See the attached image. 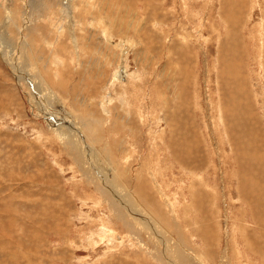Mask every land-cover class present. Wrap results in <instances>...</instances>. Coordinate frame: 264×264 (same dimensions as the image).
Instances as JSON below:
<instances>
[{
	"label": "rangeland",
	"instance_id": "1",
	"mask_svg": "<svg viewBox=\"0 0 264 264\" xmlns=\"http://www.w3.org/2000/svg\"><path fill=\"white\" fill-rule=\"evenodd\" d=\"M25 1L0 9L25 12ZM93 1L75 0L61 23L58 8L32 9L41 49L25 62L50 84L45 109L0 56V264H155L106 240L108 223L128 233L65 152L71 143L111 153L138 204L176 237L172 207L207 264H264V0ZM29 14L19 31L0 21L11 55ZM101 34L114 43L100 46Z\"/></svg>",
	"mask_w": 264,
	"mask_h": 264
},
{
	"label": "bare ground",
	"instance_id": "2",
	"mask_svg": "<svg viewBox=\"0 0 264 264\" xmlns=\"http://www.w3.org/2000/svg\"><path fill=\"white\" fill-rule=\"evenodd\" d=\"M24 2L26 3L25 0ZM74 2L75 0H37L36 2L34 0H29V3L26 4L25 6V9H26L25 12L23 11V6L25 4L24 3L20 4V2L19 4L12 2L14 3L13 6L9 4L11 5V7H13V8L9 7V9L11 8L9 12H5L2 9H0L2 10L0 11V21L7 20L8 22H6V26L8 27L12 26L16 29V31H19L20 24H21V22L19 21L23 13L24 14L31 13L28 16L29 20L25 23V26H23L24 30L27 32L29 36V38L27 39L28 40L30 39V40L29 41L22 40L19 42L22 49H17L16 46H12L11 50L13 51L12 52L13 55H11V52H8L6 48H4L3 45H1L2 42L0 39V56L3 58L2 60L6 63V65L10 64L14 67L16 71L15 76H16V79L20 81L19 83L23 84L25 83L23 80H25L27 81L28 84L34 87L32 89H35V92L37 93L36 96L39 97L38 100H40V102H38V105L40 104L39 109H41V106L44 109L48 107V104L46 103V96L41 95L40 92H45L50 84L48 83L47 79L43 76V74L39 70H38L39 72H36V75L30 74L31 69L34 67L33 65H31V63H33V61L35 60L34 54L36 53L40 54L39 50L41 49V45L36 44V38L35 40H33V37H32V33L36 32L37 34L38 29H39L38 23L33 21L35 17L33 15L34 10L32 9H36L38 7L37 11L39 12V14L48 15L49 13H51L50 11L52 10V8L54 9L58 8V10L55 9L54 13L50 14V17L53 14H56L57 20H58L57 22L61 23V20L65 19L63 15L69 14V11L71 12V10L73 9ZM94 4H96V2ZM102 5L103 4H101V7ZM72 13H74V11ZM66 18L68 19L69 15ZM66 22L67 24L65 26V30L67 34L65 36V39L67 40L71 39L70 41H73V40L77 41L79 37L78 38L76 37L77 36L75 33L76 27L74 28V25H73L74 23L71 20L70 21L66 20ZM6 26H3L2 28L5 31L4 35H7L6 34L7 31L5 30L7 28ZM95 31L96 30H94V32ZM85 32H86L85 35L90 36L89 35L90 32L88 33L87 31ZM52 33L56 35L55 42L62 37V34H58L57 30H52ZM38 35L40 36V38H42L44 34L42 32V34H38ZM79 36H82V34ZM57 37L59 38L57 39ZM107 42L112 43V44L114 43L111 38L104 39V36H102L101 34V40L99 43L100 46H102L104 43H107ZM30 51L33 52V54H29ZM30 55H34L33 57L34 60L32 59L33 61L31 60V61L25 62V60L28 59ZM48 60L49 62H51L52 58L50 57L48 58ZM98 65L99 67H102V68L104 67V64L101 61L100 63L98 62ZM48 66L50 68V66L52 65H47V67ZM50 73H53V77H56L54 75H57L56 73L52 72V70L50 71ZM121 73H122V70H121ZM121 83L124 84L125 82H121ZM29 95L31 97V100L34 103H37L36 102L37 100L34 99L32 94H29ZM59 111H60V115L63 118H69L71 115L70 113L66 111L65 108H63V111L65 112L66 115L63 116L64 112L62 113L61 109ZM80 117L82 119L89 118V123L96 122V126H99V121H101V119L95 118L94 116H91V115H86L85 117L81 115ZM108 118L113 120V115L105 118L104 120ZM88 126L89 124L86 123L85 128H88ZM78 134L80 135L79 131H78ZM57 136H59L60 138L65 137L63 134H60ZM87 141H91V140L82 139L83 143ZM61 144L62 143L60 142V145ZM62 146H64L65 152L74 160L76 167L79 169V172L81 173L82 177L86 179L90 184H93V186L98 191H100V193L102 194L104 203L108 206L109 211L111 212V214L108 215L109 218L114 220V222L116 221L115 223L118 225H121L122 229L124 228L128 233V236L124 237L122 234L114 231V229L111 228V223L110 224L108 223L107 229H105L106 228L105 226L103 228V226L101 225L103 230L109 233V234L108 233L106 234L104 232L105 238L106 240L108 239L110 245L116 246L118 245V243L122 245V244H125L126 242H129L130 245L132 244L130 248L136 249L138 253H141L144 256L148 257V259L153 261L155 264H207L206 256L204 255V253L198 252V250L195 248L192 242L190 243V240L186 238L184 234L185 231L180 223V220L176 217L175 210L172 207H170L172 211V215L169 217L172 218L171 220H173V225L171 226L169 225V226L170 228L175 230L176 237L172 236V234L170 235V233L167 232L169 230L164 228L162 224L158 221V219L152 213L147 211L142 205L138 204V201L134 198L132 191L128 188L126 184H124L121 174L119 173L117 169L118 164L115 160L112 159L111 153H107L104 149L98 150L97 147L96 148L81 147L74 143H71L70 145L62 144ZM101 157H104L105 161L102 160ZM104 162L107 163L106 167H104L103 165ZM162 200L167 202V199L163 197H162ZM101 220L104 221L105 217L102 218ZM255 223L257 226H261L264 224L257 219ZM255 223H254V226H255ZM254 228L260 231V229H258L257 227H254ZM254 228H253V232L256 231ZM262 231L263 230H261V232ZM249 240L251 242L256 243L257 235L254 234V236H252ZM148 242L150 244H148ZM113 246H110L109 248H112ZM122 246L124 247V245ZM119 250L117 252H119ZM124 256L126 255L124 254Z\"/></svg>",
	"mask_w": 264,
	"mask_h": 264
}]
</instances>
